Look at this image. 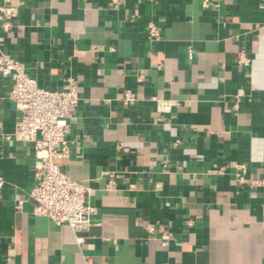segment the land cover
<instances>
[{"label":"crops","instance_id":"0c3cea01","mask_svg":"<svg viewBox=\"0 0 264 264\" xmlns=\"http://www.w3.org/2000/svg\"><path fill=\"white\" fill-rule=\"evenodd\" d=\"M109 1L0 0L18 10L3 52L42 89L78 82L63 168L97 211L76 233L32 213L34 151L4 139L21 113L0 78V264H264V188L236 181L264 175V0Z\"/></svg>","mask_w":264,"mask_h":264},{"label":"built area","instance_id":"2783aa9c","mask_svg":"<svg viewBox=\"0 0 264 264\" xmlns=\"http://www.w3.org/2000/svg\"><path fill=\"white\" fill-rule=\"evenodd\" d=\"M153 1V0H146ZM123 0H110L113 7ZM214 0H203L202 8L214 6ZM18 10L13 6L0 3V30L7 32ZM147 38L158 41L161 37L159 28L152 22L146 25ZM250 60L241 51L237 64L248 66ZM0 78L11 81L8 99L21 113V119L16 123L6 141L27 143L34 151V185L29 193L32 202V213L45 217L57 226H66L73 232H83L88 229L96 215L95 207L88 203L89 187L79 181L70 179L63 168V163L69 160L70 145L68 140L69 124L79 104L78 82L67 79L64 90L49 91L40 88L36 81L27 73L22 62L3 52L0 40ZM141 80V77L138 78ZM136 95L131 91L123 94L122 105L127 107L136 101ZM238 99V97H237ZM159 112H167L171 104L164 100L154 99ZM237 108L235 104L234 109ZM123 148L122 144L116 147ZM237 183L253 189L264 188V175L249 177L246 165H236ZM107 190L115 187V173L107 174ZM4 179L0 175V189ZM15 209H21V202L15 204ZM150 234L154 231L152 225L147 226ZM83 238H77L81 242ZM166 246V240L161 241Z\"/></svg>","mask_w":264,"mask_h":264}]
</instances>
